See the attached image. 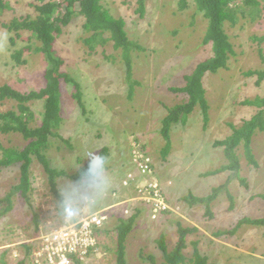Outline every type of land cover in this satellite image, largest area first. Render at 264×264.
I'll use <instances>...</instances> for the list:
<instances>
[{"label":"rangeland","instance_id":"obj_1","mask_svg":"<svg viewBox=\"0 0 264 264\" xmlns=\"http://www.w3.org/2000/svg\"><path fill=\"white\" fill-rule=\"evenodd\" d=\"M4 1L9 3L8 5L13 8V11H5L3 14L5 19H1V23L9 25L13 17L17 19L25 18L28 15L36 17L38 15L36 7L42 6L48 0ZM144 1L145 8L141 13L138 0H101L102 6L109 11L113 18H122L126 21L128 37L138 41L144 47L143 51L134 52L133 78L141 81L142 86L135 88L131 102L127 98L125 71H122L120 65L109 68L110 65L106 59L108 55L114 54L112 42L97 48L96 54L85 56L81 42L78 41L84 36L82 27L85 20L83 16H71L69 24L63 26L62 33L54 41L52 50L65 61L61 69L74 75L77 81L82 84L83 97L81 100L87 105V113L81 116L83 111L78 107L77 99L70 97L72 86L62 83L67 104L64 107V113L67 115L69 123V131L65 130L63 134L66 139H69L75 134V129L84 130V119L92 118L93 122L101 126L102 137L108 140L107 144L110 147L109 154L111 155H107L105 160L113 165L115 161H119L116 166L123 163L126 167L122 169H128L127 167L131 166L133 151H131V147L137 144L136 138H139L141 145H147L146 147L152 152L151 156H154V175L156 177L163 181L181 178L185 184L193 185L196 194L205 196L212 193L215 187L226 183L229 177L228 173L206 178L200 176L206 171L218 169L227 162L224 156L225 147H214V142L224 140L232 135L230 122L242 123L243 118L248 120L253 113L254 108L234 105L235 97L242 96L249 99H254L257 96L264 97V80L260 86H256L255 77L244 78L241 74L242 70H264V62L258 52V50H262L264 55V42L259 44L251 40L253 36L264 37V2L260 5V15L255 22L251 23L249 18L240 17L242 29L227 27V34L235 46L237 56L232 58L230 70L221 71L206 79V98L210 107L209 123L206 132H204L206 137L204 134H200L203 133L202 131H198L202 130L204 123L201 110L197 108L191 120L198 127L180 130L171 137L172 148L169 154L173 155L168 158L169 164L161 168L160 149L164 146L165 140L161 139V135L153 133L136 137L137 134L140 135V132L147 129L146 124L139 125L138 122L142 121L147 113H152L157 108L160 109V103L155 104L157 97L151 98L152 95L159 94L163 97L159 98L164 102H173L176 96L168 91V87L183 86L184 75L192 73L194 67L212 53L210 45H202L206 22L202 14L197 11L193 0H188L183 8L179 4L180 0ZM241 2L242 0L238 1V3ZM245 5L246 3L242 4L244 8L247 7ZM64 11V9L61 11V15L64 14ZM30 37L29 32L23 31L20 36H15L0 26V86L8 83L22 92L38 91L45 86L43 55L40 53L36 55L26 49L33 43L39 45L35 39H30ZM10 38H13L14 45L9 41ZM18 51L22 53L21 61L26 64L17 66V63L12 59V55ZM31 54L33 57L30 58ZM119 77L121 82L119 80L114 82V79ZM118 83L120 84L117 86ZM240 83H243V86H239ZM116 91L118 96L115 99L107 103L102 102L104 96ZM11 107V103H4L0 105V110L5 112ZM32 109L37 113L40 109L38 102L32 104ZM137 112L139 113L137 114ZM233 112L237 113L230 117ZM130 117H133L131 119H134L135 122L130 120ZM74 120L77 124L80 121L81 128L75 123L73 126ZM90 129L88 128L86 133L91 131ZM158 129L159 127L155 131ZM132 132L136 135L133 136ZM84 135L83 137H87ZM92 135H96V132L91 131L89 137ZM153 137L159 139L156 144H154L155 142L151 143ZM0 142L4 148L22 147L24 144L20 137L4 135H0ZM90 146L95 147L94 145ZM61 147V150H57L55 147L49 151L52 155V166L57 169H67L65 171L70 175L76 173L73 171V167L77 165L74 154H80L81 150L75 147V151L69 153L67 146L61 144ZM250 149L252 155L255 156L257 166L247 164L243 145H239L235 149L243 169L241 175L246 178L245 181L248 185L236 180L231 182L229 190L221 193V197L212 202L214 217L211 219L203 215L205 214L204 206H201L199 210H190L197 230L189 235L187 240L189 242L198 241L201 252L210 257V264H264L263 227L245 225L236 230L234 234L225 232L226 230L232 231L239 219L241 220L244 216L252 220L264 218V199L258 197L264 194V133L254 136ZM192 152H194V156L190 158ZM2 153L0 148V158ZM171 157L173 158L171 159ZM30 170L32 172L30 177L34 179L32 178V189L28 193V202L25 199L17 200L19 193L13 195L12 211L0 218V264H3L2 262L17 264L26 254L24 245L33 246L37 250L34 248L31 250L30 254L33 256L31 255L24 264H33L34 261L41 262L36 260V256L46 253L48 246L51 248L52 244L54 245L53 237L55 236L59 240L58 245V243L65 242L63 237L65 230L69 229L68 234L76 235L77 231L74 230V227L78 222L86 219L90 213L91 205L83 202L85 196L81 192L86 187L84 188L82 185V190L76 193V184L66 177L57 179L59 184L61 183L60 193L64 198L65 207L75 212L73 211L71 215L66 213L67 215L64 217L58 216V209L62 206H59V200L49 193L47 177L44 176V172L37 164L31 166ZM113 171L111 173L104 172L99 179L98 176L92 185L87 186V191L90 194L86 193V195L101 198L97 203H105L108 199H112L117 206L115 208L117 211L128 206L131 209L139 206L144 207L141 197H131L133 194L131 189L121 186L120 181L117 183L120 171ZM146 181L145 179L142 184ZM19 183L20 172L17 168L0 171V199H4ZM89 184L91 183L89 182ZM232 205L234 208L230 210ZM6 206L7 203L1 202L0 211ZM172 212L177 215L182 214L181 208L175 206L174 203ZM35 213L39 216L37 227L33 221ZM141 215L138 217L139 225L132 230L135 232L130 234L127 239V241L131 240L129 247L131 251L127 255L128 264H137L138 246L148 243L153 247L160 235L161 222L153 219L151 221L147 210ZM74 218L78 220L76 224H74ZM228 218L229 220H227ZM117 223H119L117 217L110 221L112 228ZM173 225L171 224L167 233L171 236L168 237V241L171 243L176 239ZM99 236H101L102 242L114 243L111 241L112 237L107 238L104 233ZM61 237H63L62 240H60ZM190 248L192 249V246ZM149 250L147 248L146 251ZM104 254L107 257H104ZM82 258H84L85 264H113L116 259L115 254L109 255L99 251H96L93 258L85 257V255H82Z\"/></svg>","mask_w":264,"mask_h":264},{"label":"trees","instance_id":"obj_2","mask_svg":"<svg viewBox=\"0 0 264 264\" xmlns=\"http://www.w3.org/2000/svg\"><path fill=\"white\" fill-rule=\"evenodd\" d=\"M187 1L188 0L179 1L182 8L185 7ZM193 1L197 11L202 14L203 19L206 22V31L202 45H210L212 54L203 62L197 64L194 71L184 78L185 83L183 86L168 87V91H171V93L176 96L173 102H164L159 98L163 97L156 94L155 97L157 98L155 104L160 103V109L157 112L147 113L144 119L138 122L139 125L146 124L147 129L140 132V135L137 134L136 137L153 133L161 135V139L165 140L164 146L160 149V165L169 164L170 162L168 158L170 156V149L172 148L171 137L180 130H186L190 127H198L195 122L191 120V117L197 108L201 110L204 123L202 130L198 131L203 132L200 134L206 132L205 130L209 123L210 107L206 98L207 91L205 76L208 73L212 76L221 70H230L231 60L237 56L234 49L235 46L231 42L230 36L227 34V27L229 29H242V25H240V17L249 18V22L253 23L256 21V18L260 15L261 11L260 0H242V2L246 3V8L238 4L239 0ZM144 2V0H138L140 6L139 12L141 13L145 8ZM8 8H10V6L3 0H0V16ZM63 9L65 10V13L61 15ZM36 10L38 12L36 17L33 18L28 15L25 18H14L10 25L7 26L9 32L21 30L28 31L31 34V39H35V41L39 43V45L33 43L27 46V49L36 55H39V53L43 55L45 63L43 79L45 80V86L38 91L32 90L28 92L19 91L8 83L0 86V105L4 103H11L12 105L11 109L5 112L0 110V135L20 137L24 142L22 147L9 146L8 148H4L0 142V148L3 151L2 157L0 158V171L3 169L8 170L11 166H16L19 168L21 175L20 184L14 187L4 199H0V203H7V206L0 211V218L12 211L13 195L19 193L20 195L17 197V200L25 199L28 202V193L32 189V181L34 179L33 177H30V167L35 160L42 166L45 174L44 176L47 177V188L49 193L56 200H59L58 204L59 206H62L58 209L57 213L60 217H64L67 215L66 213L71 215L74 210L72 211V209H67L65 207L64 198L59 189L61 183L59 184V181H57L58 178L63 179L69 177L73 183L76 184V193H79V191L82 190V185H84V188L86 187V189L81 192L86 196V193H89L87 191V186L92 185V183L97 180L98 176L99 179L104 172L111 173L114 172L113 170L120 171L121 168L126 167L123 163L116 166L119 161H115L113 165L111 162L105 160L107 155H111L109 154L110 147L107 144L108 140H105L104 137H102L100 134V131H102L101 126L93 122L92 118L87 117L84 119V130H75V134L69 139H66V136L63 134V131H65V122H67L68 117L64 113V107L67 106V104L65 102L66 98L62 89V83L66 86H72L73 89H71L70 97L77 99L78 107L83 111L81 116H84V114L87 113L86 102L84 103V101L81 100L83 97L81 93L82 84L78 82L76 77L71 75V73L61 69L65 61L61 57H58L52 50L54 41L62 33L63 26L69 24L71 16H83L85 20L82 27L84 36L78 40L81 42L82 51L85 56L96 54L97 48L104 47L109 42H112L114 54L108 55L106 59L110 65L109 68L120 65L122 71H125L124 76L129 92L127 95L128 100H130L129 102L133 100L132 96L135 94V88L137 86H142L141 81L134 80L133 78V62L135 60L134 54L143 51L144 47L139 44L138 41L131 40L128 37L126 21L122 18H113L109 14V11L102 6L101 0H49L42 6L36 7ZM251 40L254 43L257 42L262 44L264 42V37L253 36L251 37ZM258 52L264 62L263 51L258 50ZM241 74L244 78L255 77L256 86H260L264 80L263 69L249 71L242 70ZM115 80L121 82L120 77L115 78L114 82ZM119 84L120 83H118L117 86ZM117 86H115V88H117ZM239 86H243V83H240ZM117 94V91L109 93L107 96L103 97L102 102L107 103L108 101L115 99L118 96ZM235 99L236 101L234 102V105L253 107L255 109H253L250 119L247 120L243 118L242 123H229L232 127L231 136L224 140L214 142V147H225L224 156L225 161L227 162L214 171H206L205 173L200 174L201 177L206 178L213 175L228 173L229 177L227 178L226 183L213 189L214 191L212 193L204 197H198L195 195L191 189L193 188V185L190 183H183L181 178H171L173 182L170 187H164V189H171V194L177 197V201H184L188 203L190 207L204 206L205 215L208 216V219L214 217L212 203L210 201H217V199L221 197V193L229 190V184L231 182L236 180L246 186L248 185L245 181L246 178L241 175L243 169L240 164V159L236 155L235 149L238 148L239 145H243L247 164L257 166L255 156L251 153L250 144L255 135L264 133V97L257 96L254 99H249L239 96L235 97ZM34 102H38L40 106L37 113L32 109V104ZM138 113L139 112H137V114ZM235 113L237 112L232 114ZM131 118L133 117H130V120L135 122L134 119ZM77 120L80 119L77 118ZM74 121L73 126L75 123L81 128L80 121L78 124L76 123V120ZM157 127H159V129L155 131ZM88 128H92L90 130L96 132V135L89 137L91 131L86 133ZM67 131H69V129ZM83 135L87 137H83ZM132 135L135 136L136 133L132 132ZM152 139L154 141L151 140V143L155 142L154 144L159 141L158 137H153ZM140 141L139 138H136V142ZM61 144L67 146L66 148L69 153L74 152L75 147L81 150L80 154H74V156H76L75 159L77 165L73 167V171L76 173L70 175L68 174L69 172L65 171L67 169L54 168L50 163L49 159H51L52 155L49 151L51 148L55 147L57 150H61ZM89 144L94 145L95 147H91ZM146 146L147 145H143V149H148ZM85 150L87 151L85 152ZM193 156L194 152L190 154V158ZM95 157H98L99 159L97 162L92 163ZM172 158L173 157H171V159ZM149 166L151 169H155L153 160L149 163ZM89 182L91 184H89ZM162 196L168 201L165 194ZM259 196L264 199V194ZM97 204L98 203L92 207L98 208ZM144 208L145 207L140 206L135 207L131 216L125 220L121 219V213L117 212L109 214L110 216L119 218V223H117L112 229H108L107 227L96 229L94 234L102 235L104 233L107 238L112 237L111 241L114 243L98 242L96 245L97 249L103 253L106 252L109 255L115 254L117 264H127V239L129 234L135 232L132 231L134 227L139 225L138 217L142 216L141 214L145 212ZM233 208L234 205L229 209L231 210ZM107 214L108 213H106V215ZM164 214L167 215V217L166 220L162 222H166V225L160 224L159 231L161 234L156 240V242L159 241L158 248H161L164 254L163 259L165 258L170 261V264H186L187 257L183 252L187 247L186 238L188 233L194 231H189V229L181 227L179 223L180 217L177 214L168 212ZM172 215L174 220H168ZM33 221L35 227H37L39 224V216L36 213L34 214ZM237 223L238 224L234 226L232 231L226 230L225 232L228 234H234L236 230L245 225L264 228V218L252 220L244 216ZM171 224H174L173 226L176 229L179 239L174 250L169 254L166 247H168L167 233L169 232ZM189 245L193 246L194 255L193 258L192 256L189 258V263L187 264H207V256H205L197 247L198 241H190ZM23 247L26 249V255L17 264H24L26 260L29 259L28 256L30 255L31 250H33V248L36 250L35 247H29V245H24ZM146 248L147 246L143 245L140 247V264H161V262L156 259L155 252L149 251L146 253ZM95 254V249H90L87 253V257L93 258ZM69 258L72 260L73 264H84L76 254L69 255ZM2 263L6 264V262ZM32 263L37 264L34 262Z\"/></svg>","mask_w":264,"mask_h":264},{"label":"clouds","instance_id":"obj_3","mask_svg":"<svg viewBox=\"0 0 264 264\" xmlns=\"http://www.w3.org/2000/svg\"><path fill=\"white\" fill-rule=\"evenodd\" d=\"M43 1H45V0H43ZM4 2L9 4L6 1H4ZM262 2H264V1L260 0V5ZM241 3L245 4V2H241ZM241 3H238V4H240L242 6ZM5 11H7V12L13 11V8H8ZM5 11L3 12V14H5ZM3 14L0 16V26L4 27L8 31L7 26H9L10 24L5 25V23L4 24L1 23V19H5L3 17ZM14 18H16V17H13L12 19H14ZM23 31L24 30L14 31V32L8 31V33L15 34V36H20L21 32H23ZM26 32H28V31H26ZM30 39H31V37H30ZM9 41L11 42V44L14 45L13 38H10ZM26 49H27V47H26ZM21 55H22L21 51L16 52L15 55H12V59L17 63V66L26 64L25 62L21 61ZM31 57H33V54H31L30 58ZM195 67H194V69H195ZM194 69H193V71H194ZM221 71H225V70H221ZM221 71H219V72H221ZM190 74L184 75L182 80H184V78ZM208 77H210V73H208L205 76L206 79ZM184 83H185V81H184ZM128 93H127V95H128ZM155 96H156V94L152 95L151 98H153ZM127 98H128V96H127ZM233 104H234V102H233ZM243 107L246 108V106H243ZM248 108H253V107H248ZM158 110L159 109L157 108L153 112H157ZM232 115L233 114H231L230 117ZM68 129H69V123H68V119H67V122H65V130H68ZM136 143H137L136 145H132V147H131V151L133 150L131 153V158H132L131 159V161H132L131 166L127 167L128 169H123V170H121L122 168L120 169L121 173H120V177L117 178V183L120 181L119 184L121 186H123L124 188H130L131 191L133 192L131 197L135 198V197L139 196L142 198V201L144 202L143 204L145 207L144 208L145 212H146V210L149 212L151 221L153 219L155 221H160L161 224L166 225V222H162V221L166 220V217H167V215H165L164 213H166V212L173 213L172 212V205L174 203L175 206L181 208V210H182V214H178V216L180 217L179 223H180L181 227H183L184 229H189V231L191 230V231L195 232L197 230V227L195 226V220H194L192 212L190 210L191 209L199 210L201 207H190L189 204L184 202V201H177V197L173 196L171 194V189H169V188L164 189L165 186L170 187V185L172 184L173 181L171 179H165V181H163V179L160 180L158 177H156L154 175L155 169H151L149 166V163L154 158V156H151L152 155L151 150L145 149V148L143 149V145H141L140 142H136ZM170 155H173V154H170ZM160 157H161V152H160ZM98 159H99L98 157H95L92 163L97 162ZM49 160L51 163V159H49ZM34 164H37L43 171L42 166L36 160L34 161L33 164H31V166H33ZM151 165H153V164H151ZM166 165L167 164L162 165L161 168L166 167ZM10 168H17L19 171V168L16 166H11V167H9V169ZM30 174H32L31 170H30ZM213 176H217V175H213ZM120 178H121V180H120ZM20 179H21V175H20ZM145 179L147 181L142 184V182ZM183 183H185V181ZM16 186L17 185H15L14 187H16ZM215 188H217V187H215ZM191 189H192L193 193L195 195H197L198 197H204V196L196 194L194 192L193 188H191ZM163 194L166 195V197L168 198V201H166V198L164 196H162ZM170 195L174 198H171ZM258 197L262 199V197H260V196H258ZM98 199H101V198H99L97 196L95 198L92 196L89 197L88 195H86L83 198V200H84L83 202L87 203L88 205H91V207H90L89 216H87V218L84 219L83 221L78 222V220L74 218V221H75L74 224H76L78 222L76 227H74V230L77 231V234L71 235V233L68 234L69 229L65 230L64 234H63L64 235L63 237L65 238V242L58 243V245H57V242L59 240H57L56 237L54 236L53 237L54 245L52 244L51 248L48 246L46 253L44 252L42 255L36 256V260L41 261V262L37 261V264H73L72 260L69 258V255H74V254L79 256V258L84 262V258H82V255H85V257H87V253L90 249H95V252L99 251L97 249L96 245L98 242L102 243L101 236L94 234V231L96 229L105 228V227H107L108 229H112V227H111L112 225H110V221L116 217L110 216L109 214L117 213V212L121 213V215H122L121 219L125 220L131 216V214L133 213V211L135 209V207L131 209V207L129 208V206H128V207H125V208L117 211V210H115V208L117 206H115V202H113L112 199L111 200L108 199V201L105 203L104 202L98 203L97 204L98 208L92 207L93 205H95L98 202ZM210 202L212 203V200ZM140 207H143V206H140ZM91 209L94 211H92ZM204 212H205V210H204ZM106 213H108V214L106 215ZM203 215H205V214H203ZM168 220L173 221L174 220L173 215ZM227 220H229V218ZM239 221H240V219H239ZM115 226H116V224H115ZM177 229H178V225H177ZM192 233H188V236L191 235ZM160 234H161V232H160ZM175 234H176V239L172 243L168 241V237H171V236L169 234L167 235V246L168 247H166V248H167V251L169 254L174 250V247L176 246L178 239H179L178 234L176 233V229H175ZM63 237H61L60 240H62ZM189 243L190 242L186 238L187 247L183 251L184 255L187 257L186 262H185L186 264L189 263V258H191V256L193 258V255H194L193 246L191 249L189 247L190 246ZM127 244H129V245H126L127 246L126 260H127V264H128L127 255H128V252L131 251V249H129L130 244H131V240L128 241ZM141 246L142 245L138 246V251L136 252L138 254V258H136L137 264H140L141 257H140L139 250H140ZM143 246H147V248L150 249L149 251H153V252L156 251L155 252L156 259L159 260V262H161V264H170V261H168L165 258L163 259L164 254H163L161 248H158L159 241H157V242L155 241L153 247L151 246V244H148V243L144 244ZM53 247H55V248L53 249ZM197 247H198V245H197ZM147 248L145 249L146 253L149 252V251H146ZM198 249L201 251V249L199 247H198ZM99 252H101V251H99ZM31 255L33 256V254H30L28 256V258ZM204 255L207 256V260H208L207 264H210V257L205 253H204ZM103 256L107 257L106 254H104ZM34 263H36V262L34 261ZM113 264H117V258L115 259V263H113ZM148 264H151V263H148Z\"/></svg>","mask_w":264,"mask_h":264}]
</instances>
